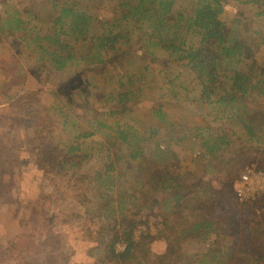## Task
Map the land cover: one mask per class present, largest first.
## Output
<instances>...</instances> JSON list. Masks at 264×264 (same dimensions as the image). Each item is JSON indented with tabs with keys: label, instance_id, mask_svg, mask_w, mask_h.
Returning a JSON list of instances; mask_svg holds the SVG:
<instances>
[{
	"label": "rangeland",
	"instance_id": "374dc122",
	"mask_svg": "<svg viewBox=\"0 0 264 264\" xmlns=\"http://www.w3.org/2000/svg\"><path fill=\"white\" fill-rule=\"evenodd\" d=\"M197 1L180 0L171 23L178 13L194 9ZM15 2L35 11L42 23L33 24L42 28L48 26L63 5L79 2V9L96 19L88 34L74 42L86 55L94 50L93 39L110 29V24L120 15L119 0H0V14L8 4ZM223 4L221 19L232 38L241 30L242 17L252 14L248 12L249 7L238 0H226ZM182 26L179 43L183 49L186 52L200 49L201 33L196 28L189 29L185 21ZM137 31L131 43L120 49L121 56L145 55L147 39L143 33L150 31ZM84 39L89 40L81 43ZM150 50H156L158 59L162 57L161 50ZM254 57L259 64H264V46ZM172 62L167 67L159 61L152 64L145 80L152 90H147L149 93L137 102H131L129 113L109 116L118 104L109 100L107 88L112 83L104 82L101 72L94 73L95 68L90 72L84 65L64 73L55 72L46 63L32 59L21 41L0 35V146L4 142L25 139V123L20 121L28 114V107L41 110L44 119L42 127L37 121L36 127L26 128L29 140L19 154L21 161L13 163L11 170L0 167V189L9 192L5 197L0 195V264H106L92 248L97 242L103 246L108 242L115 244L117 252H124L126 243H115L118 238L123 240L124 228L132 231L140 246L150 244L149 251L140 248L136 251L140 256L144 251L142 259L146 258L150 264H158L154 260L156 256H170L169 259L177 261L171 264H249V260L244 262L242 250L262 255L258 247L264 246V235L262 241L255 244L257 248L255 245L244 248L246 243L242 241L248 234L242 232V226H234L231 205L227 203L208 237L201 235L203 233H189L191 222H187V226L180 225L179 243L165 236L169 230L163 223L173 213L176 202L167 204L170 194L162 191L161 181L175 176L186 196L185 203L191 208L196 205L193 200L197 194L203 195L199 196L205 205L198 207L203 215L216 210V201L211 199L220 195L217 192L222 187L230 188L237 204L254 205L256 214L264 215V193L242 201L234 187L246 169L264 173V116L256 123L243 104L226 106L200 102L201 81L185 68V61L180 64L172 59ZM118 71L128 74L132 69L125 63ZM76 76L81 78L74 79L75 88L59 92L64 83ZM176 77L175 86L182 95L177 100H162L166 91L161 87ZM159 104H165L167 125L157 121L162 117L160 114H153L152 109ZM133 116L143 118L142 125H139L140 120L133 121ZM242 118L256 123L257 138L245 135ZM87 130L96 133L88 139H77ZM152 130L159 133L152 137ZM121 131L122 136L118 134ZM223 135L233 141L231 146L221 141L216 145L221 148L219 151L205 146L211 140L215 144V139ZM76 143L81 150L68 167L59 169L55 164L50 166L49 160L38 159L40 154L53 150L62 154V150ZM157 146L163 147L165 153L155 154ZM200 154H207L208 159L200 158ZM143 170L146 175L141 174ZM198 180L204 183L199 184ZM112 201L116 213L106 217L111 212ZM260 217L253 218L252 223L257 237L264 233ZM186 221L182 219L180 223ZM131 222L135 224L131 226ZM175 243L179 245L180 254L174 258L169 248ZM142 264L148 263L143 261Z\"/></svg>",
	"mask_w": 264,
	"mask_h": 264
},
{
	"label": "trees",
	"instance_id": "16d2710c",
	"mask_svg": "<svg viewBox=\"0 0 264 264\" xmlns=\"http://www.w3.org/2000/svg\"><path fill=\"white\" fill-rule=\"evenodd\" d=\"M179 1L119 0L117 8L120 10V15L110 24V29L93 39L95 41L94 50L88 55L80 52L74 42L80 41L88 34L96 19L92 14L81 11L79 2L63 5L45 28L33 24L35 21L42 23V18L35 11L26 8L22 3L8 4L5 11L0 14V35H6L12 40L21 41L26 52L31 53L32 59L46 63L55 72L64 73L69 69L78 68L82 65L87 66L86 69H89L90 72H93L92 68H95L94 73L101 72L100 78L103 77L102 80L107 84L112 83L107 88L109 90V100L117 101L118 104L115 109L110 111L109 116L129 113L133 106L131 102H137L139 98H143L145 94L149 93L146 92L147 90H152L151 84L145 82L152 64L159 61L167 67L168 63L175 59L180 64L185 61V68L194 73L201 81L200 102L203 101L208 105L212 103L226 106L243 104L250 118L257 123L264 116V113H262L264 110V64H259L254 54L260 52L264 46V0H238L239 3L249 7L248 12L252 16L244 15L242 17L241 30L232 38H230L227 24L221 19L224 10L223 2L226 0H198L194 9H190L185 13H178L174 23H171L170 20L174 16L175 6ZM184 21L187 22L189 29L196 28L201 33L203 44L200 49L186 52L182 47L183 45L179 43L181 39L179 32L183 28L182 23ZM131 28L135 32L136 30L141 33L145 30L151 32L143 33V36L147 39V44L144 46L146 50L144 56L139 54L133 56L132 53L122 56L119 54L120 49L131 43L136 35ZM188 28L185 29L188 30ZM164 34L166 38H164ZM88 40L84 39L81 43ZM151 48L161 50L162 57L158 59L156 50L152 52ZM139 61L144 62V64L141 65L142 63L140 64ZM125 63L130 65L132 72L124 74L118 71ZM78 78L81 77H73L69 82L64 83L59 92H69L75 88L76 85L73 81ZM141 81H144L143 85H141ZM176 81H178L177 77L161 87L163 91H166L161 98L162 100H177L182 95L178 92V87L175 86ZM115 84L118 87L112 86ZM185 92L188 91L185 90ZM71 104L74 105L75 102L72 101ZM152 110L153 114L157 113L162 116L157 121L164 122L167 125V122H165L167 118L164 111L165 104H159L157 108ZM27 112L28 114L25 113V116H23V121H20L25 123V134L23 135L25 139L19 138L13 143L4 142L0 146V167L2 170H11L13 169V163L21 161L19 154L26 145L25 141L29 140L26 128L36 127L37 121L41 127L44 125L41 110L34 111L28 107ZM147 115L151 116V113L148 112ZM137 117L133 116V121L139 122L140 120L139 125H142L143 118ZM240 122L246 130L245 135H248L251 139L258 137L256 123L246 118H242ZM68 123L69 121H66V124ZM95 133L96 131L87 130L79 134L77 139H88L93 137ZM158 133L157 130H152V137ZM118 134L123 135L122 131ZM228 138L224 135L220 136L215 139V144L211 140L207 141L205 146L209 145L208 148L212 151H219L221 148H216L218 141L226 146L232 145L233 141ZM161 148L163 147L157 146L154 153L162 152L164 154L165 151ZM80 150V145L76 143L74 146L62 150V154H56L57 151L53 150L47 154H40L38 159L40 161L43 158L49 160L50 166L55 164V167L61 169L68 167L67 164L72 163L73 157H77ZM227 150L228 148L223 151ZM138 155L139 152L135 157ZM199 157L208 159L207 154H200ZM42 167L46 170L44 165ZM141 174L146 175L144 170L141 171ZM177 180L178 177L175 176L171 177L169 181H161L162 191L170 194L167 200L169 203L167 202V204H171L172 201L176 202V206L172 207L173 213L163 223V226L169 230L165 235L168 239L173 238L179 243L180 225L184 226L185 223L187 226V222H191L189 233H203L201 235L208 237L209 233L214 231L216 219L219 214L224 212L227 203L231 205L234 226L237 228L242 226V232L248 234V238L242 241L246 243L244 248L250 249L253 245L262 241L264 233L262 236L257 237L252 229L253 218L260 217L256 214L254 205L237 204L232 197L230 188L227 190L226 187H222L217 192L220 195L211 199L216 201V210L207 215L205 214V216L200 213L198 208L200 205H205V201L201 198L203 195L197 194L196 199L193 198L196 205L191 208L189 204L185 203L186 196L177 184ZM198 183L203 184L204 182L198 180ZM7 192L8 190L0 189L1 196L5 197L9 193ZM131 199L136 200V197H131ZM112 203L111 212L106 214V217H111L116 213L115 203L113 201ZM260 218L264 222V215ZM182 219H187V221L180 223ZM131 224L133 226L135 223L131 222ZM125 229L127 228H124L123 240L118 238L115 241V243L117 241L126 243L124 252H117L115 244L108 242L104 243V246L103 243L97 242L92 250L96 251L99 258L106 264H108V261L113 264H142L143 261L150 264L146 258L142 259L144 251H142L141 256L136 254L138 248L145 250V252L149 251L150 244L146 242L143 243V246H140L139 242L134 239L132 231L128 232ZM177 243L169 248V252L174 258L180 254ZM258 249L261 250L262 255H256L250 250H242L243 254L241 256L244 262L249 260V264L251 262L264 263V246H259ZM169 258L170 256H156L154 260H157L158 264H171L172 261L177 263L176 260Z\"/></svg>",
	"mask_w": 264,
	"mask_h": 264
},
{
	"label": "built area",
	"instance_id": "2783aa9c",
	"mask_svg": "<svg viewBox=\"0 0 264 264\" xmlns=\"http://www.w3.org/2000/svg\"><path fill=\"white\" fill-rule=\"evenodd\" d=\"M234 187L242 201L255 199V195L264 193V173L246 169L240 174Z\"/></svg>",
	"mask_w": 264,
	"mask_h": 264
}]
</instances>
